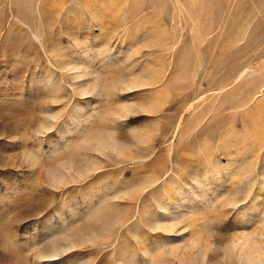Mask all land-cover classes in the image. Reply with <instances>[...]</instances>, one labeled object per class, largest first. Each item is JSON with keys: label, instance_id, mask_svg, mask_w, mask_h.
Returning <instances> with one entry per match:
<instances>
[{"label": "rangeland", "instance_id": "rangeland-1", "mask_svg": "<svg viewBox=\"0 0 264 264\" xmlns=\"http://www.w3.org/2000/svg\"><path fill=\"white\" fill-rule=\"evenodd\" d=\"M259 258L264 0H0V264Z\"/></svg>", "mask_w": 264, "mask_h": 264}, {"label": "bare ground", "instance_id": "bare-ground-1", "mask_svg": "<svg viewBox=\"0 0 264 264\" xmlns=\"http://www.w3.org/2000/svg\"><path fill=\"white\" fill-rule=\"evenodd\" d=\"M244 73L242 72L240 75H239V78L243 75ZM192 105V104H191ZM179 126V125H178ZM246 257H248V254H244ZM262 256V255H261ZM261 258V257H260ZM259 258V261H258V263L259 264H264V262L262 261L263 259H260ZM255 259V258H254ZM243 260H244V258H243ZM249 260H251V259H249ZM253 260V259H252ZM247 263H249V262H247Z\"/></svg>", "mask_w": 264, "mask_h": 264}]
</instances>
